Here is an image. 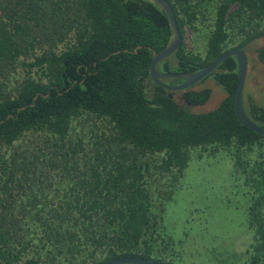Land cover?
<instances>
[{
  "label": "trees",
  "instance_id": "trees-1",
  "mask_svg": "<svg viewBox=\"0 0 264 264\" xmlns=\"http://www.w3.org/2000/svg\"><path fill=\"white\" fill-rule=\"evenodd\" d=\"M167 1L182 40L160 70L195 72L264 37V0ZM172 35L151 0H0V264H180L165 202L193 157L219 153L254 189L252 242L230 264H264V135L235 114V57L205 77L225 97L193 112L150 77ZM257 56L264 66V44ZM210 94L184 98L198 106ZM244 108L264 128V105Z\"/></svg>",
  "mask_w": 264,
  "mask_h": 264
},
{
  "label": "rangeland",
  "instance_id": "rangeland-1",
  "mask_svg": "<svg viewBox=\"0 0 264 264\" xmlns=\"http://www.w3.org/2000/svg\"><path fill=\"white\" fill-rule=\"evenodd\" d=\"M264 37L256 39L245 51L248 58L243 100L264 105V66L257 50ZM188 46L196 51L204 48V39L193 35ZM169 84L174 79H167ZM210 89L208 100L190 107L193 112L214 109L225 97L222 89L210 78L192 86V90ZM180 91H173L177 100ZM180 103V102H179ZM196 155V154H194ZM172 198L165 202L164 226L173 239L174 257L180 264H230L244 260V252L252 242L247 225V208L254 189L243 177L233 173L232 160L219 153L213 157H193Z\"/></svg>",
  "mask_w": 264,
  "mask_h": 264
},
{
  "label": "water",
  "instance_id": "water-1",
  "mask_svg": "<svg viewBox=\"0 0 264 264\" xmlns=\"http://www.w3.org/2000/svg\"><path fill=\"white\" fill-rule=\"evenodd\" d=\"M155 2L167 16L170 28L172 29L173 35L169 43L159 52H155L150 65V77L156 84L167 89L169 91L168 95L171 96V92L176 90H184L196 82L200 81L206 77L210 72H212L216 66L221 63L224 59L233 56L236 60L237 66V82L235 89V99H234V111L240 121V123L261 134L264 135V128L254 122L246 113L244 108L243 100V88L246 78L248 58L245 50L241 48L230 49L218 56H216L208 65L199 69L195 72H168L160 70L157 68V63L163 60L164 58L171 55L181 44V34L177 28L175 14L171 4L167 0H151ZM178 78L181 80L178 84H168L164 82V79H174ZM104 264H164L159 263L152 259H146L141 257L126 256L115 258L107 261Z\"/></svg>",
  "mask_w": 264,
  "mask_h": 264
},
{
  "label": "flooded vegetation",
  "instance_id": "flooded-vegetation-1",
  "mask_svg": "<svg viewBox=\"0 0 264 264\" xmlns=\"http://www.w3.org/2000/svg\"><path fill=\"white\" fill-rule=\"evenodd\" d=\"M205 79V77L203 78V79H201L200 81H198V82H196L195 84H197V83H200L202 80H204ZM181 82V80L178 82V83H180ZM177 83V84H178ZM195 84H193L192 86H194ZM192 86H190V87H188V88H186V89H184V90H179L180 91V96L178 97V99H177V101L178 102H180V105H185V106H187V107H193V106H191V104L189 103V102H187L186 100H185V98H184V96H185V94L186 93H188V92H191V91H196V90H192L191 88H192ZM202 90V89H201ZM199 106V105H198Z\"/></svg>",
  "mask_w": 264,
  "mask_h": 264
}]
</instances>
